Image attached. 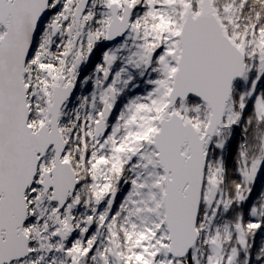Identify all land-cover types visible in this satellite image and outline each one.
I'll return each mask as SVG.
<instances>
[{
  "label": "snow or ice",
  "instance_id": "obj_1",
  "mask_svg": "<svg viewBox=\"0 0 264 264\" xmlns=\"http://www.w3.org/2000/svg\"><path fill=\"white\" fill-rule=\"evenodd\" d=\"M264 0H0V264H264Z\"/></svg>",
  "mask_w": 264,
  "mask_h": 264
},
{
  "label": "trees",
  "instance_id": "obj_2",
  "mask_svg": "<svg viewBox=\"0 0 264 264\" xmlns=\"http://www.w3.org/2000/svg\"><path fill=\"white\" fill-rule=\"evenodd\" d=\"M264 186V181H261L260 183H258V188Z\"/></svg>",
  "mask_w": 264,
  "mask_h": 264
}]
</instances>
